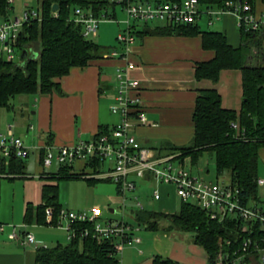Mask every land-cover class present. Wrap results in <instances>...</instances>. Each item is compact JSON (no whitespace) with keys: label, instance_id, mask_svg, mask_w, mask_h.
Here are the masks:
<instances>
[{"label":"crops","instance_id":"0c3cea01","mask_svg":"<svg viewBox=\"0 0 264 264\" xmlns=\"http://www.w3.org/2000/svg\"><path fill=\"white\" fill-rule=\"evenodd\" d=\"M109 1L111 10H104V15L117 20L119 11L124 13L122 6L116 0ZM200 7L206 8L203 5ZM254 16L262 23L260 34L264 45V4L260 0H255ZM215 17V22L212 17H208V20H204L205 25L200 27L203 21L201 18L196 24L199 34L191 37L151 35L146 32L161 27L162 24L150 23L148 29L142 24H136L135 39L128 51L123 46L112 50L102 47V59L95 60L84 68L71 69L69 74L59 81L60 91L32 95L33 110L29 109L28 118L24 112L29 102L26 97L30 95L16 98L21 102L18 105V119L15 118L10 127L31 153L22 170L25 174L11 173L9 160L4 164L0 159L5 169L4 172L0 171V226H3L0 231V264H36L37 251L42 246L50 248L60 244L54 234L47 233L40 227L49 226L46 217L45 224L37 223V209L43 203V188L54 184L47 174L57 172L43 168L41 148L45 145L70 146L78 140L91 139L100 129H110L118 124L119 117L111 111L119 87L117 70H123L124 75L135 81L138 86L142 113L146 118V124L137 125L134 130L139 144L154 151L155 158L174 156L177 163L187 169V165L189 168L196 165L190 157L181 159L180 153L169 149L191 144L194 132L192 114L199 91H217L221 106L225 110L238 112L242 103L241 71L224 70L216 82L195 79L196 64L210 61L214 57L213 51L203 49L200 33H220L233 48H239L243 44L238 19L233 13ZM97 33L91 37H96ZM114 52L117 53L116 56H113ZM75 169H81V166L76 165ZM85 171L92 173L93 169L89 167ZM205 172H208L207 169L200 170V173ZM258 175L264 176V149L259 153ZM3 180H8L11 184L2 185ZM216 180H219L217 176ZM29 206L32 207V212L27 216ZM11 226L16 228L19 239H9ZM23 233L31 234L38 246H23L20 242ZM135 236L139 238L138 234ZM178 237L177 240L176 237L171 238L173 240L163 237L169 241L163 238L155 239L152 247L148 243L143 244L140 238L139 244L126 246L122 250L118 255L119 262L152 264L153 257L159 255L179 264H207L205 251L193 243V237L189 243H185L181 236ZM65 238L67 239L66 235ZM247 259L243 264H264V260L258 257Z\"/></svg>","mask_w":264,"mask_h":264},{"label":"trees","instance_id":"16d2710c","mask_svg":"<svg viewBox=\"0 0 264 264\" xmlns=\"http://www.w3.org/2000/svg\"><path fill=\"white\" fill-rule=\"evenodd\" d=\"M206 8L221 9L226 2L248 4L254 14L255 0H197ZM264 4V0H260ZM58 9L53 11V6ZM110 7L109 0H41L37 11L38 18L25 22L18 34L15 51L20 53L17 62H8L0 56V108L9 109L10 101L18 96L51 94L60 91L59 81L73 68H84L95 60L102 59V46L96 45L83 35L81 24L74 22L75 10L92 12L97 18ZM10 0H0V18L9 22L12 10ZM26 10V9H25ZM148 29L149 24H143ZM243 44L239 48L230 46L224 35L205 31L200 33L202 47L214 52V57L207 62L197 63L196 80L216 82L224 70H239L242 74V103L238 112L225 110L221 98L215 90L199 91L192 114L193 137L191 144L185 147H171L169 150L180 153V158L190 157L193 164L205 154L214 157L215 172L218 178L229 179L243 196V200H259L257 181L259 153L264 149V45L261 29L246 31L239 28ZM151 35H177L191 37L199 34L196 25L167 26L162 24ZM136 34V31L134 32ZM26 51L28 57L21 58ZM32 53L36 54L33 58ZM237 123L239 129H231V123ZM109 128L100 129L95 136L108 132ZM43 152L41 151V164ZM11 173L25 174V160L11 158ZM82 167V166H81ZM93 172L100 169L96 161L84 166ZM1 172L4 165L1 164ZM75 166L63 165L55 174H47L55 181L43 188V203L38 207L37 223L45 224V210H53L52 225L58 220L62 210L58 201V181L63 178L86 180L88 185L108 180H96L81 177ZM45 174V173H44ZM118 193L119 192V188ZM32 207L27 208V216ZM159 216L169 220L170 226L164 231L176 230L190 233L193 243L201 247L207 256V264H216L221 250L230 254L240 246L242 223L236 220L217 222L196 205L182 202L179 212L162 214L139 210L134 213L138 226L148 231H158ZM76 236L66 245L41 248L37 251L36 264H120L114 248L115 239L97 241L93 238L94 224L75 223ZM89 231L87 237L81 232ZM259 235V246L264 248V237ZM264 235V234H262ZM230 240L232 245H227ZM257 257V255L255 256ZM244 260H248L245 258ZM152 264H179L159 255L153 257Z\"/></svg>","mask_w":264,"mask_h":264},{"label":"built area","instance_id":"2783aa9c","mask_svg":"<svg viewBox=\"0 0 264 264\" xmlns=\"http://www.w3.org/2000/svg\"><path fill=\"white\" fill-rule=\"evenodd\" d=\"M122 6L126 19L121 22L125 26L124 33L117 36L118 43L122 44L126 51L129 50L135 39V25L150 24L153 21H161L167 26H189L196 25L203 15L208 17L218 16L224 13H233L238 19L239 28L244 27L246 31L257 30L261 26V21L251 12L248 4H235L226 2L224 7L218 10L212 8L202 9L197 0H185L183 2H160L158 0H116ZM108 18L104 15L103 18ZM38 18V13L24 10L21 15L9 22L0 23V56L8 62H17L20 59L15 51V46L19 31L22 25L29 19ZM100 18L92 12L75 10L74 22L81 24L83 35L88 38L97 33ZM116 21V20H115ZM119 23V22H117ZM117 53L114 52L113 56ZM123 70H117V80L119 87L115 97V103L111 108L113 114L119 117V122L108 132L99 136H93L89 140H78L73 145L65 147H53L45 145L41 148L43 152L42 166L51 169L53 161L59 165L84 166L92 162H98L101 167L94 173H81V177L96 180H108L114 183L120 194L125 196L126 192H134L137 187L136 180L153 181L156 186L164 185L173 187L176 196L184 203L190 200L200 208L210 220L224 222L236 220L242 223L240 246L229 255L220 251L216 264H243L245 258L255 257L264 260V248L259 246V235L264 234V208H260V199L245 202L240 191L232 185L229 179L219 178L215 184L206 182L204 179L194 175L190 170L182 166L174 165L176 158L167 156L155 158L154 151L142 147L134 130L137 125L146 124V118L142 113V102L138 96V86L133 80H129ZM125 76V77H124ZM231 129H239L237 123L230 125ZM30 149L27 148L22 139L12 132L11 127L5 133L0 132V159L5 164L11 158L26 160L30 156ZM110 161L108 171L102 172L104 161ZM163 166L162 169L159 167ZM1 169V163H0ZM0 176H2L0 174ZM258 187H264V180L258 179ZM260 198V197H259ZM152 199H161L160 191L157 187L152 193ZM139 210L144 207L137 202ZM53 210H45L46 223L51 226ZM102 220V211L99 207L91 209V215L85 213L61 210L55 227H59L67 232L68 242L75 238V223H93V238L97 241L104 239H115L114 246L119 255L126 246L139 244L140 238L135 236L139 229L120 221ZM12 227L10 240L19 239L16 228ZM3 226H0V231ZM82 236L89 235L88 230L81 232ZM260 237H264V235ZM256 235V236H255ZM23 246H38V242L31 234L20 237ZM227 245H232L228 240ZM41 248L46 249L47 246ZM256 257V258H257Z\"/></svg>","mask_w":264,"mask_h":264},{"label":"rangeland","instance_id":"374dc122","mask_svg":"<svg viewBox=\"0 0 264 264\" xmlns=\"http://www.w3.org/2000/svg\"><path fill=\"white\" fill-rule=\"evenodd\" d=\"M40 1L41 0H13V8L11 10L10 17L14 18L21 15L25 9L37 12L39 9ZM107 10H111V7H108ZM103 16L104 11L99 19L100 23L98 25L97 36L88 37L87 39L96 45L106 48V50H112V48L115 47L121 48L122 44L118 43L116 38L119 34L124 33L125 26L119 23L117 24V22H122L126 19L125 13L119 11L117 20L109 17L103 18ZM201 18L203 19V21L200 27L205 25L204 20L207 19L208 16L203 15ZM215 19L216 17L212 16L213 22H215ZM1 21H3L2 18H0V22ZM151 23L155 25L163 24L161 21H153ZM136 24L141 25L139 23ZM19 54L20 53H18V55ZM16 98L17 97L10 101L9 109L0 108L1 133H5L6 128L14 124L15 118L18 119V105L21 102L20 99ZM28 98L29 102L26 105V110L24 112L26 118L30 116L29 109L33 110L34 97L27 96L26 99ZM26 161H28V159ZM173 163L175 166L179 165L176 160ZM110 164L111 163L109 160L104 161L102 172L108 171ZM60 167L61 165L53 161V166L50 170L52 172H54L55 170L58 172ZM187 167L194 175L200 176V178L204 179L206 182L213 184L216 183L217 180L215 173V161L212 154L205 153L198 160L195 166L189 168L190 166L187 165ZM159 168L162 169L163 166H160ZM206 169L208 171L207 173H200V170L204 171ZM259 178L261 180H264V176L260 175ZM136 183V190L134 192H126L125 196H123L122 194L118 193V189L116 190V185L111 181H101L95 183L94 185H88L87 181L83 179L71 177L63 178L58 181V201L61 205L62 210H69L76 213H85L87 216L91 215L92 208L99 207L102 211V220L100 222L106 220L120 221L123 219L126 223L132 225L134 228L139 229L136 234H138L139 238H141L143 244L148 243V245L150 244L149 246L151 247L153 240L163 238L164 236H166L169 240L174 237H176L177 240L179 238L178 236H181L182 240L185 243H189L192 240V234L190 233H180L176 230L164 231L170 226V222L163 216H159L160 219L158 223V231H148L144 227L137 225L134 219V213L139 211L136 205L137 202L140 203L144 207V210L147 212L174 214L179 212L182 201L176 196L173 187L164 185L156 186L155 182L153 181H143L139 179L136 180ZM1 184L10 185L11 182H9L8 180H3ZM156 187L161 194V199L159 201H154L152 199V193L156 189ZM259 197V207L264 208V187L261 188ZM186 203L195 206V202L192 200ZM40 227L43 228L47 233L54 234L55 237L58 238L60 244L65 245L67 243V239L65 238V235L67 237V232L63 229L47 225H41ZM168 239L165 238L164 240L166 241Z\"/></svg>","mask_w":264,"mask_h":264},{"label":"water","instance_id":"95a60500","mask_svg":"<svg viewBox=\"0 0 264 264\" xmlns=\"http://www.w3.org/2000/svg\"><path fill=\"white\" fill-rule=\"evenodd\" d=\"M57 9H58V6L57 5H54L53 6V11H56ZM27 57H28L27 52L26 51L22 52L21 58L22 59H26ZM31 57L35 58L36 57V54L32 53V56Z\"/></svg>","mask_w":264,"mask_h":264}]
</instances>
